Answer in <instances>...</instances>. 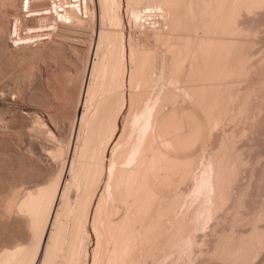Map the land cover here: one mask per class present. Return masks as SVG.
Listing matches in <instances>:
<instances>
[{
  "label": "rangeland",
  "instance_id": "rangeland-1",
  "mask_svg": "<svg viewBox=\"0 0 264 264\" xmlns=\"http://www.w3.org/2000/svg\"><path fill=\"white\" fill-rule=\"evenodd\" d=\"M10 1L11 0H9V3L11 4L6 2L5 6L7 7L4 6V8L2 6L0 9V11L3 9L0 12L1 202L5 200V195L11 191L10 189L13 187L15 188L16 185L17 187H20V189L18 188L19 191L22 189V192H20L21 194L19 195L20 197L18 196L21 198L25 195V192L42 186L44 182H47L48 177L50 178L55 171H59L61 163L66 160V155L63 156L64 158L62 157L64 161L63 159L55 160V158L52 157L53 155H51V152L53 153L56 149L55 147L61 146L59 144H64L66 146L71 144L68 161L72 162L71 159L74 158V146L76 145L75 142H77L76 135L79 129L77 127L78 119H75V109L78 106V98L80 88L82 87L81 84L84 78V71L87 65V54H89L88 51L90 49V44L92 38H96L97 30H100L101 27L99 17L98 21H96L97 19L95 18L93 21V15L91 14L92 10L96 12V15L99 14V4L97 0H94V2L89 1L90 3L87 2L88 6L85 5L82 0L81 2L80 0H65L64 2L63 0H58V2L57 0H48V2H54V4L57 3L56 6L52 4L49 6V4L46 3V0L44 2L40 0L37 1L38 3L35 2L32 4L30 11H28L27 8L22 10V4H25L26 0ZM189 1L191 2V0ZM209 1L198 0V2H196V0H192L193 5L189 2L191 5V7H189L194 10L192 11L194 15H192V17L190 15L189 19H187L188 21H185V19L177 21L178 23L182 22L178 27V23H174L170 18L172 14L169 11H162L163 9L160 7L150 8L151 10H149V8L144 7V3L143 6L138 5L137 7L139 8V14H144V17L139 15V18L137 14V17L131 16V18H133L131 19L127 10V0H123L121 13L123 15V29L126 38L128 41L132 38L131 40H135L134 43L139 40L142 41V47L144 48V46H146L149 56H147L148 59L146 60V64H144L145 67L142 71L143 74H141V77L139 78L140 80L138 83L135 82V85L133 84L135 88L130 84L126 85L125 89L127 96L124 105L125 107H123L125 109L122 108L123 111L121 110L120 112L121 116L119 115L120 127H118V130L119 138H121V140L119 139V144L116 143L119 140L113 142L111 144L112 146L109 148V156L106 161L107 175L105 174V180L101 185L100 193L105 192L104 186L106 190L113 189L108 188V186H111L117 181L116 178H114V180H111V178L113 179V176H119L117 168L119 170L121 168H119V166H124L123 162H125L124 168L126 167L127 170L132 169L134 167L133 165H137L138 162V164L140 163L138 166L139 172L142 173L141 170H143V174H145L146 171H148L146 169H149V172L145 174H148L146 177V179H148V181L146 180L148 185L145 183V187L141 192L142 194L140 193L139 195L140 198L136 194L137 197H132L128 200V203L124 201L126 202V205L129 207L131 206L130 208L123 204L124 202L121 204L120 200L118 201L120 196L117 194L118 197H115L116 192L114 193L112 190L109 191V193H113L112 195L115 194V196L113 199L111 198L112 201H109V193L106 191V202L109 201L110 204H108L109 202L106 203L107 207L105 208L106 211H104V213H106L107 210L110 211L115 209L113 207L114 204L116 205V210L114 214L112 211L113 215H111V217L113 216V220H109L110 217L106 216L107 213L103 215V217H105L102 218L100 224L103 229L99 225L102 232L104 231L105 234V231H108L104 229L106 228L105 225L107 226V222L109 223L110 221V223L113 224L112 221L114 222L115 219L120 220L123 215V217L126 218V213L128 214L126 221L129 218L128 223L129 221L131 223L128 229H126L127 234L124 229L125 234L122 233L124 237L121 236L120 238L123 242L126 239V244L123 245L122 242L124 247H121V249L125 250L127 246L128 249L125 251L123 250V252L120 250V259L117 264H127L126 262L129 263V261V264H264V11H262L264 10V5L262 4L264 3V0L262 2L261 0L259 2L258 0H237L235 1V3L237 2L236 4L233 2L234 0H227L225 3L224 0ZM219 1H222L221 4L223 3L224 6H220ZM230 1L233 3L231 4ZM238 1H240V3ZM244 1H247V4ZM74 2H79L77 4L82 7H77L78 5ZM255 2H257L254 4L255 6H252V3ZM197 3L200 7L194 5ZM258 3L260 6H263H257ZM58 4H60V6L62 5V8L68 9H73V5H76L74 8H82L83 11H80L79 9L80 14L77 11L79 16L82 19L84 18V21L82 20L81 23H77L79 27L76 26L77 24L75 25L76 20L74 21V18L71 21L66 20L67 17L65 19V16H63L65 15V12L63 15L60 13L58 14L59 10L62 9L61 7H58ZM213 4L217 7H213ZM243 4L245 6H243ZM249 5H251V7ZM256 6L258 7V10H256ZM193 7H196V9ZM57 8H59V10ZM197 8L202 11L201 15L199 13L201 11ZM226 8L228 9L226 10ZM242 8L243 10H241ZM55 10H58V16L56 15ZM224 10L226 13H224ZM147 11L151 12L149 13ZM159 11L160 13L165 12V16L163 13L160 14ZM169 13L171 15H169ZM228 13H230V15ZM226 14L228 15L226 16ZM2 15L4 17H2ZM59 15H62V18L61 16L59 17ZM216 16H218V18ZM253 16L255 18H253ZM211 17L212 19H210ZM220 18L222 19V22L220 21ZM231 18L232 20L230 21ZM244 18L248 20V23L250 22L249 25H247V21ZM248 18H253L252 22ZM62 19L64 20L63 23L71 22L68 24L69 28L68 26H66L67 28H63L61 25ZM167 19H169V21ZM257 19L259 20V23L257 22ZM165 22H168L169 24H166ZM239 22L242 24L240 25ZM243 22V28L250 26V28L254 29L256 27V35L255 33H251L254 32L253 29L248 27L245 29L240 28L242 27ZM183 23L186 25L184 26ZM190 24L193 26L197 24L195 25L196 28ZM250 24L253 25V27ZM255 24L256 26L254 27ZM72 25L76 28H72ZM174 27H176V29L178 28L177 32L173 30ZM224 27H227V29L225 28V30ZM180 29L183 30L180 31ZM194 30L195 32L192 35V31ZM184 31L186 32L185 34L181 33ZM239 31L244 34L242 35ZM247 32L248 34H251L248 35ZM76 33L77 35H75ZM187 33L191 36L188 37L189 35ZM192 36L195 37L193 38ZM214 37L215 39L217 37L220 38H217L215 41ZM233 38H236V40H232ZM200 39L202 42L199 41ZM208 39L210 41L212 39L211 43H209ZM239 39L242 41L240 42ZM189 40H191L192 44L191 42L188 43ZM217 41L220 42L214 44L217 43ZM236 42L238 45H236ZM212 46L215 47L213 48ZM238 46L239 49L237 48ZM191 47L194 52L191 50ZM197 47H199V50ZM208 47H212L209 56L206 54V50H209ZM220 47L224 50L223 52ZM233 47L235 50L232 49ZM242 47L244 48V53L240 52L241 50L243 51ZM203 48L206 50L204 51ZM216 48L218 49L217 51L215 50ZM194 49H197L199 53L195 52ZM200 50H202V53ZM227 51L230 53L232 52V54L227 53ZM238 52L240 55L237 54ZM245 52L247 53L245 54ZM179 53L184 57L180 56ZM185 53H187V55ZM227 54L230 57H226ZM211 55L213 57L216 55L217 58H213ZM243 55L245 56L244 60H242ZM178 56H180L181 59ZM192 58H194V60ZM234 59H237V62ZM195 60H197V64L194 63ZM209 65H211V67H209ZM240 65L242 66V69ZM238 66L240 68H238ZM192 67L194 70L191 69L190 71V68ZM211 68L216 69L213 70ZM196 69L201 70L199 72ZM179 70L182 72L178 73ZM212 70L213 72L215 71V73H213ZM188 71L192 75H190ZM206 71L208 73L211 71V75L206 73ZM198 75L201 77L202 75L205 76L201 78ZM208 76L210 78L213 77L210 80ZM205 89L207 91H205ZM134 90L136 91L135 94H137V99L139 101L136 100V106L135 103L133 104L135 108H130L132 103H129L128 99H130V94L135 92ZM149 111L151 113L153 112L150 116L153 118L151 119L149 117L151 122L148 121L151 123V126L148 123L147 128H144V121L140 122V118L139 120L135 118L137 116L140 117L143 113L146 117L145 115L142 117L143 119L144 117L146 119L150 115ZM187 113H191L193 117ZM196 117L197 120L194 119ZM170 118H173L171 121L173 123L169 122L171 120ZM183 118L186 119L182 122ZM168 119L170 120L168 121ZM193 120H195L196 123ZM187 121H189L188 128H186ZM168 122L171 124L169 125ZM74 123H76L75 125L77 128L73 127ZM194 123L196 124V127ZM176 124H179V127ZM181 124H183V126ZM193 124L194 128H191ZM145 129L151 130L146 131ZM163 129L165 130L163 131ZM48 130H50L49 132H51V135L55 139L50 134L48 136ZM143 131L145 134H142ZM166 132L168 134H166ZM191 133H193V135H190ZM121 134H123L122 137L124 140L120 137ZM148 136L149 139H147ZM151 139L152 141H150ZM60 140L62 142H59ZM139 142L143 144L141 145ZM145 142H147V144ZM3 144L5 146H3ZM116 144L119 147L116 146L115 148L114 146ZM152 145L154 146L152 147ZM144 146L146 147V150L143 148ZM151 150H153L154 154ZM117 151H119V153ZM116 152L118 155H116ZM142 152L146 154L144 155ZM115 155L117 156L116 159ZM160 155L163 158L162 160ZM140 156L146 157L141 158ZM152 156H154V158ZM112 158L114 159V163L111 161ZM149 159L152 160L151 164H149ZM127 160L129 162H127ZM127 163L132 167L129 168ZM143 164L145 165V168L143 167ZM148 165H150V167ZM112 167L116 171L113 170ZM126 168L122 169L127 171ZM161 168L162 170H160ZM178 168L180 170H178ZM53 169L56 170L54 171ZM108 169H111V174L114 173L112 176L110 175V180L108 181L109 183L112 181L114 183L109 185V183L106 182L108 183L106 187L105 181L109 178ZM120 173L119 170V174ZM68 178H70V176L67 173L66 179ZM73 195L74 194H72V196ZM112 195L109 197H113ZM145 196H148L147 199ZM152 196H155V199L151 198V200L150 197ZM1 197H3V200ZM148 198L152 202L149 201ZM145 200H148L149 202H146ZM17 202L18 201H16V203ZM144 203L147 204L146 207V204ZM110 205L112 206L111 209L108 208ZM143 209L146 210L144 211ZM136 210L139 211L136 212ZM159 210L160 212H158ZM139 212L140 214L142 212V216L139 215ZM163 213L165 215L161 218ZM14 214L10 215V218L4 220L0 219L2 221L0 222V244L6 247L7 245L8 247H11L17 242L25 243V241H27V230L23 226L16 224V216ZM135 218L139 221L135 220L136 222H134ZM14 220L17 226L13 224ZM103 221L106 224L102 223ZM116 221L112 227L108 226L106 228L110 230L109 227H111L110 231H114L110 236H112L113 233H116ZM128 223L126 222V224ZM89 224V228L91 229L92 223L89 222ZM103 224L105 225L103 226ZM123 227L126 228L124 225ZM104 234L102 235L103 237L106 235L109 236V233L105 234V236ZM117 234L119 233H116V235ZM110 236L108 239H110ZM112 238L113 236L111 239ZM95 242L96 237L93 233L90 243L91 250L93 249ZM104 242L106 241L104 240ZM90 264H92V259Z\"/></svg>",
  "mask_w": 264,
  "mask_h": 264
},
{
  "label": "bare ground",
  "instance_id": "bare-ground-1",
  "mask_svg": "<svg viewBox=\"0 0 264 264\" xmlns=\"http://www.w3.org/2000/svg\"><path fill=\"white\" fill-rule=\"evenodd\" d=\"M13 1V0H11ZM10 1V2H11ZM37 1H40V0H26L25 4H22L21 6V9L24 10L25 8H27L28 11H30V9L32 8V4L37 2ZM41 1H45V0H41ZM50 6V4L52 5H57V3L54 4L48 2V0H46ZM65 0H63L64 2ZM71 1V0H70ZM76 1V0H75ZM79 1V0H77ZM84 2L85 5H87V2H94V0H82ZM98 1V4H99V14L96 15V12L95 11H91V14L93 15L92 17V20L94 21L95 19H97L96 21H98V17H99V22H100V30H97V35H96V38H92V42L90 44V49L88 51L89 54L88 55V58H87V65H86V68H85V71H84V78H83V82L81 84V88H80V94H79V98H78V106L76 107L75 109V119L77 120V127L79 128L78 131H77V139L75 142V146H74V158H72V162L68 161V158H69V153H70V149H71V144L66 146V145H62V144H59L61 146H57L55 147L56 149H52L54 150L53 153L51 152V155H53L52 157L55 158V160L57 159H63L66 155V160L63 161L61 163V168L59 167V171H55L52 172L54 174H50L51 177L47 179V182H44V184L40 187H37L35 189H32V190H28V192H25V195H23L21 198H19L20 196V192H22V189L21 191L18 190V188L20 189V187H17V185L15 186V188L13 187L12 189H10L11 191L8 192V194H4L6 197H5V200H3V197H1V199L3 200L2 202L0 201V219L4 220L6 218H10L11 216L10 215H14L16 216V224L19 225V226H23L24 228H26L27 230V241H25V243H19V242H13V243H16V244H13L11 247H7L6 246H3L0 244V264H90L91 262V259H92V264H117L118 263V260L120 259V253L123 252V250L121 249V247H124L123 245L126 244V237L124 238V242L123 240L121 241V236L124 237V235H122V233L125 232L126 229H128L129 225L131 224L130 221L128 223V220L126 221L127 217H128V214L126 213L125 216H127L126 218L121 216L119 218H121L120 220L118 219H115L116 221V225L115 227L118 229H116V233H119L116 235V233H113V238L111 239L112 236H110V234L114 231H110L111 230V227L112 225H114V222L112 221L113 224L107 222V226L105 225L106 223L103 221L102 223H105L103 224V226L105 225V227L107 228L108 226H111L109 227V229H106L104 228L105 230H108V231H105L106 233L105 234H108L109 233V236H110V239L108 235L105 236L104 234V231L102 232V229L103 227L100 225L101 224V220L103 217L104 214H106V216H109L108 219L111 220L113 218V216L111 217V215H113L115 213V210H116V205L114 204L113 207L115 209H112V206L110 205L108 208H110L109 210L111 211H108L106 213H104L105 208L107 207L106 206V203H108L109 201H112V199L114 198L115 194L112 195L113 193H109V191H113L114 193L116 192V196L115 197H118L120 196L123 197V198H119L118 201L120 200V203L122 204L124 201H126L127 203L129 202L128 200L131 199L132 197L136 198V194L138 195V197L140 198V193L142 192V190L144 189L145 187V183L146 180L148 181V179H146V177L148 176L145 175L147 172H149V169H146L148 171H146L145 174H143V170L142 173L139 172V164L137 162V165H133L134 167L132 169H129L126 170H123L125 169L124 166H125V162L124 163V166H119V170H120V174H119V170L117 168V171H118V177H114L113 176V179L111 178V180H114V178H116V182L114 183L113 181L111 183H109L108 180H110V175L112 176L113 174L110 173L111 168L109 170V178H107V181H105V185L107 187L108 183L109 185L112 184L111 186H108V188H113V189H107L105 188L104 186V190L105 192H101V185L103 184L104 180H105V176L107 175V164H106V161H107V157L109 156L108 152H109V148L110 146H112L111 144L115 141H118L119 139L121 140V138H119V130H118V127L119 126V115L121 116V110L123 111V107H125V103H126V85L127 84H130L131 86L134 87V85L136 83H138V81L140 80L139 78L141 77V74H143V68L145 67L144 64H146V60L148 59L147 56L148 55V50L146 48V46H144V48L142 47L143 43L142 41H136L134 43L133 40L129 39V41L127 40L126 38V35L124 33V29H123V25H124V21H123V15H122V6H123V0H97ZM127 0V10H128V13L130 15V18L131 16L133 17H137V14H138V17L139 15H142V17H144L143 15L144 14H139V8L138 5H142L143 6V3L145 4L144 7L146 8H149V10H151L150 8H158L160 7L161 9H163L162 11H169V15L170 18L172 19V21L175 23L177 21H179L180 19H185V21L187 19H189L190 15L192 17L193 12L194 10H192V8L190 9L191 5L192 4V0L191 2L188 0ZM201 1V0H200ZM204 1V0H203ZM209 1V0H208ZM225 1L227 0H224V3ZM235 1L237 0H234L233 2L235 3ZM260 0H258L259 2ZM263 0H261L262 2ZM6 2L9 3V0H0V9L2 8V6L4 7L6 5ZM58 2V0H57ZM60 2V1H59ZM81 2V0H80ZM89 2V3H90ZM191 5H190V3ZM196 2H198V0H196ZM210 2V1H209ZM208 2V4H209ZM222 1H219V5L222 6L223 3L221 4ZM232 2V3H233ZM240 3V1H238ZM245 3L247 1H244ZM252 2V1H251ZM250 2V3H251ZM254 2V1H253ZM260 2V3H261ZM18 3V2H17ZM22 3V2H21ZM38 3V2H37ZM41 3V2H40ZM69 3V1H68ZM75 3V2H74ZM79 3V2H77ZM75 3V4H77ZM88 3V4H89ZM189 3V5H188ZM194 3V2H193ZM215 3V1H214ZM231 3V1H230ZM231 3V4H232ZM237 3V2H236ZM235 3V4H236ZM248 3V4H250ZM257 2L255 3H252V6H255L254 4H256ZM11 4V3H9ZM61 4V3H60ZM60 4H58V7H61ZM70 4V3H69ZM82 4V3H81ZM92 4V3H91ZM147 4V5H146ZM247 4V3H246ZM264 5V3H262ZM78 6L77 7H82V6H79V4H77ZM90 5V4H89ZM196 5V7H198V3L197 4H194ZM198 5V6H197ZM214 6L213 7H217L215 6V4H213ZM230 5V4H229ZM240 5V4H238ZM259 5V3L257 4V6ZM261 5V6H263ZM14 6V5H13ZM11 6V7H13ZM44 6V5H43ZM74 6L76 5H73V9H68V8H62L61 10H59V8H57L59 10L56 11V15H57V12L58 14H64L65 12V19L67 17L66 20H73L74 18V21L76 20V23H81L82 19L79 14V9H77L76 7L74 8ZM88 6V5H87ZM190 6V7H189ZM202 6V5H201ZM210 6V5H209ZM219 6V7H220ZM224 6V5H223ZM233 6V5H231ZM230 6V7H231ZM236 6V5H235ZM242 6V5H241ZM243 6H245L243 4ZM242 6V7H243ZM251 7V5H249ZM248 6V7H249ZM256 6V7H257ZM260 6V5H259ZM260 6V7H261ZM7 7V6H5ZM4 7V8H5ZM34 7V6H33ZM52 7V6H51ZM50 7V8H51ZM54 7V6H53ZM65 7H66V4H65ZM68 7V6H67ZM196 7H193L194 9H196ZM200 7V6H199ZM211 7V6H210ZM229 7V8H230ZM234 7V6H233ZM232 7V8H233ZM240 7V6H239ZM259 7V8H260ZM17 8V7H16ZM49 8V9H50ZM86 8V7H85ZM84 8V9H85ZM141 8V7H140ZM221 8V7H220ZM219 8V10H220ZM224 8V7H223ZM241 8V7H240ZM247 8V7H246ZM263 8V7H262ZM55 9V8H54ZM159 9V10H161ZM199 9V8H197ZM205 9V8H204ZM212 9V8H211ZM218 9V8H217ZM228 8H226L227 10ZM252 9V8H251ZM256 9V8H255ZM3 10V9H2ZM1 10V11H2ZM15 10V9H14ZM53 10V9H51ZM82 10V8L80 9V11ZM145 10V9H144ZM200 10V9H199ZM208 10V9H207ZM231 10V8H230ZM243 10V8L241 9ZM258 10V7L257 9ZM0 11V12H1ZM11 11V10H10ZM13 11V10H12ZM17 11V10H16ZM32 11V10H31ZM79 14H78V12ZM83 11V10H82ZM86 11V10H85ZM90 11V10H88ZM87 11V12H88ZM141 11V10H140ZM146 11V10H145ZM156 11V10H155ZM158 11V10H157ZM197 11V10H196ZM201 11V10H200ZM210 11V10H209ZM214 11V10H213ZM225 11V10H224ZM234 11V9H233ZM240 11V10H239ZM249 11V10H248ZM251 11V10H250ZM264 11V10H262ZM15 12V11H14ZM22 12V11H21ZM142 12V11H141ZM149 12V11H147ZM151 12V11H150ZM149 12V13H150ZM229 12V11H227ZM255 12V11H254ZM258 12V11H257ZM25 13V12H24ZM31 13H34V12H31ZM160 13V11H159ZM161 13H165V12H161ZM160 13V14H161ZM200 15L202 13L199 12ZM210 13V12H209ZM226 13V11L224 12ZM242 13V11H241ZM246 13V12H244ZM256 13V12H255ZM1 14V13H0ZM30 14V12H29ZM86 14V13H85ZM88 14V13H87ZM90 14V15H91ZM204 14V13H203ZM211 14V13H210ZM219 14V12H218ZM230 15V13H228ZM226 14V16L228 15ZM249 14V13H247ZM253 14V12H252ZM6 15H7V12H6ZM15 15V14H14ZM55 15V16H56ZM62 15H59V17L61 16L62 18ZM168 15V17H169ZM197 15V13H196ZM213 15V14H212ZM234 15V14H233ZM232 15V16H233ZM237 15V14H236ZM240 15V14H239ZM255 15V14H254ZM31 16V15H30ZM58 16V15H57ZM86 16V15H85ZM97 16V18H96ZM165 16V14H164ZM203 16V15H202ZM231 16V17H232ZM241 16V15H240ZM252 16V15H250ZM256 16V15H255ZM2 17H4L2 15ZM6 17V16H5ZM22 17V16H21ZM33 17V16H31ZM150 17V16H149ZM197 17V16H196ZM209 17V16H208ZM218 18V16H216ZM238 17V16H237ZM243 17V16H242ZM249 17V16H248ZM53 18V17H52ZM64 18V17H63ZM95 18V19H94ZM140 18V17H139ZM166 18V17H165ZM164 18V19H165ZM198 18V17H197ZM215 18V17H214ZM223 18V17H222ZM227 18V17H226ZM230 18V17H229ZM246 18H247V15H246ZM253 18H255L253 16ZM253 18H248L251 20L252 22V19ZM57 19V17H56ZM55 19V21H56ZM89 19V18H88ZM133 19V18H131ZM136 19V18H135ZM134 19V21H135ZM142 19V18H141ZM201 19V18H200ZM203 19V18H202ZM209 19V18H208ZM207 19V20H208ZM212 19V17L210 18ZM209 19V20H210ZM225 19V18H224ZM228 19V18H227ZM237 19V18H235ZM242 19V18H241ZM245 19V18H244ZM146 20V19H145ZM169 21V19H167ZM166 20V21H167ZM180 20V21H181ZM192 20V19H190ZM195 20V19H194ZM222 19L220 18V21ZM232 20V18L230 19V21ZM238 20V19H237ZM243 20V19H242ZM246 20V19H245ZM16 21V20H15ZM26 21V20H25ZM63 19H62V26L63 28H65L66 26H68L69 28V23L71 22H68V23H63ZM84 21V20H83ZM133 21V20H132ZM188 21V20H187ZM196 21V20H195ZM205 21V20H204ZM218 21V20H217ZM219 21V22H220ZM226 21V20H225ZM228 21V20H227ZM234 21V19H233ZM244 21V20H243ZM247 22V25H249L248 23V20H246ZM30 22V21H29ZM131 22V20H130ZM141 22V21H140ZM184 22V21H183ZM210 22V21H209ZM222 22V21H221ZM257 22L259 23V20L257 19ZM145 23V22H143ZM166 23V22H165ZM168 23V22H167ZM166 23V24H167ZM178 23V22H177ZM182 23V22H181ZM181 23H178V27L180 26ZM185 23V22H184ZM183 25L185 26L186 24ZM188 23V22H187ZM190 23V22H189ZM208 23V21H207ZM238 23V22H237ZM245 23V25H246ZM254 23V22H253ZM256 23V22H255ZM142 24V23H141ZM165 24V25H166ZM169 24V23H168ZM194 24V23H192ZM190 24V25H192ZM197 24H198V21H197ZM195 24V25H197ZM220 24V23H219ZM226 25H228L227 23H225ZM240 24V22H239ZM242 24V23H241ZM240 24V25H241ZM252 24V23H251ZM250 24V25H251ZM82 25V24H81ZM171 25V24H170ZM168 25V26H170ZM189 25V27H190ZM193 26L196 28V26ZM202 25V24H201ZM206 25V24H205ZM204 25V26H205ZM231 25V23H230ZM59 26V25H58ZM78 26V24L76 25ZM176 26V25H175ZM211 26V25H209ZM224 26V25H223ZM238 26V25H237ZM244 26V22H243V25L242 27L240 28H243ZM253 27V25H251ZM256 26V24L254 25V27ZM79 27V26H78ZM167 27V25H166ZM166 27H163V28H166ZM177 27V26H176ZM176 27H174L173 30H175L177 32V29ZM182 27V26H181ZM201 27V26H200ZM248 27V26H246ZM245 27V28H246ZM67 28V27H66ZM71 28V26H70ZM72 28H76V27H73L72 25ZM185 28V27H184ZM183 28V29H184ZM202 28V27H201ZM212 28V27H210ZM222 28V27H221ZM227 29V27H224V29ZM229 28V27H228ZM233 28V27H232ZM243 28V29H245ZM250 28V26L248 27ZM247 28V29H248ZM256 28V27H255ZM253 29V28H250V29H253L254 32H251V33H257V31H255L256 29ZM78 29V28H77ZM162 29V28H161ZM160 29V30H161ZM183 29H180L183 30ZM186 29V28H185ZM193 29V28H192ZM213 29V28H212ZM225 29V30H226ZM238 29V28H237ZM65 30V29H64ZM157 30V29H156ZM168 30V29H166ZM172 30V31H173ZM203 30V28H202ZM201 30V31H202ZM208 30V29H207ZM231 30V29H230ZM234 30V29H233ZM251 30V31H253ZM18 31V30H17ZM66 31V30H65ZM64 31V32H65ZM169 31V30H168ZM178 31V32H180ZM187 31V29H186ZM215 31V30H214ZM224 31V30H223ZM232 31V30H231ZM244 31V30H243ZM248 31V30H247ZM2 32V31H1ZM68 32V31H66ZM160 32V31H158ZM188 32V31H187ZM192 35L194 34L195 30L192 31ZM227 32V31H226ZM235 32V30H234ZM232 32V33H234ZM237 32V31H236ZM241 31H239L240 33ZM245 32V31H244ZM250 32V30H249ZM157 33V32H156ZM163 33V32H162ZM181 33H186L185 31L184 32H181ZM191 33V32H190ZM205 33V32H204ZM238 33V35H239ZM242 33V32H241ZM249 33V34H251ZM255 33V35H256ZM72 34V33H70ZM164 34V33H163ZM175 34V33H174ZM188 34V33H187ZM198 34V32H197ZM196 34V35H197ZM203 34V32H202ZM221 34V33H220ZM244 33H242L243 35ZM246 34V33H245ZM248 34V32H247ZM248 34V35H249ZM259 34V32H258ZM77 35V33L75 34ZM167 35V34H166ZM165 35V36H166ZM177 35V34H176ZM183 35V34H182ZM189 35V34H188ZM200 35V34H199ZM206 35V33H205ZM219 35V33H218ZM228 35V34H227ZM234 35V34H232ZM41 36V35H40ZM94 36V35H93ZM156 36V35H155ZM158 36V35H157ZM181 36V35H180ZM191 35H189L188 37H190ZM216 36V35H215ZM1 37V36H0ZM26 37V36H25ZM95 37V36H94ZM162 37V36H161ZM193 37V36H192ZM195 37V36H194ZM193 37V38H194ZM198 37V36H197ZM200 37V36H199ZM211 37V36H210ZM230 37V36H229ZM160 38V36H159ZM165 38V37H164ZM202 38V37H200ZM218 39L220 37H217ZM217 38L215 39V41L217 40ZM222 38H225V37H222ZM227 38V37H226ZM65 39V38H64ZM163 39V38H162ZM181 39V38H180ZM186 39V38H185ZM245 39V38H244ZM1 40V38H0ZM67 40V39H66ZM76 40V39H75ZM156 40V39H155ZM158 40V39H157ZM160 40V39H159ZM164 40V39H163ZM177 40V39H176ZM209 40V39H208ZM207 40V41H208ZM223 40V39H222ZM230 40V38H229ZM228 40V41H229ZM232 40H236V38L232 39ZM238 40V39H237ZM240 40V39H239ZM20 41V40H19ZM73 41V40H72ZM187 41V39H186ZM198 41V40H197ZM201 41V39L199 40ZM212 41V39H211ZM211 41L209 40V43H211ZM221 41V40H220ZM220 41H217V43H214V44H218V42ZM224 41V40H223ZM242 40H240L241 42ZM74 42V41H73ZM164 42V41H163ZM177 42V41H176ZM191 42V40L188 41V43ZM196 42V41H195ZM202 42V41H201ZM225 42V41H224ZM239 42V41H238ZM247 42V41H245ZM244 42V43H245ZM1 43V42H0ZM4 43V42H3ZM179 43V42H178ZM186 43V42H185ZM223 43V42H222ZM232 43V42H231ZM192 44V42H191ZM197 44V43H195ZM247 44V43H245ZM54 45V44H53ZM52 45V46H53ZM178 45V44H177ZM183 45V44H182ZM181 45V47H182ZM188 45V44H187ZM201 45V44H200ZM223 45V44H222ZM220 45V46H222ZM234 45V44H232ZM236 45H238V43L236 42ZM240 45V44H239ZM243 45V44H242ZM241 45V46H242ZM185 46V45H184ZM183 46V47H184ZM189 46V45H188ZM197 46V45H196ZM202 46H204L202 44ZM211 46V45H209ZM224 46V45H223ZM226 46V45H225ZM235 46V45H234ZM245 46V45H244ZM243 46V47H244ZM172 47V46H171ZM200 47V46H199ZM197 47V49L199 48ZM213 47V46H212ZM211 47V48H212ZM215 47V46H214ZM213 47V48H214ZM217 48H219L218 46H216ZM228 47V46H227ZM242 47V48H243ZM173 48V47H172ZM205 48V46H204ZM203 50L205 51L206 49ZM211 48L208 47V51L206 50V54H208L207 56L210 55L211 53ZM215 49L216 51L218 49ZM231 48V47H230ZM239 49V46L237 47ZM171 49V48H170ZM183 49V48H182ZM194 49L195 52L199 53V49ZM220 49H222L220 47ZM234 49V47L232 48ZM231 49V50H232ZM237 49V50H238ZM176 50V49H175ZM185 50V49H184ZM191 50L193 51V48L191 47ZM214 50V51H215ZM235 50V49H234ZM241 50V48H240ZM173 51V50H172ZM180 51V50H179ZM201 53H202V50H200ZM210 51V52H209ZM221 51V50H220ZM219 51V52H220ZM224 50L222 49V52ZM175 52V51H174ZM182 52V51H181ZM185 52V51H184ZM187 52V51H186ZM189 52V50H188ZM194 52V51H193ZM209 52V53H207ZM226 52V50H225ZM237 52V51H235ZM241 53H244V48H243V51L241 50L240 51ZM21 53V52H20ZM227 53H230L227 51ZM234 53V52H233ZM247 52H245L246 54ZM180 56H183L181 55V53H179ZM187 55V53H185ZM205 54V55H206ZM216 54V53H215ZM225 54V53H224ZM232 54V52L230 53ZM235 54V53H234ZM239 54V52L237 53ZM185 55V57H186ZM194 55V54H193ZM201 55V54H200ZM240 55V54H239ZM238 55V56H239ZM180 56H178L180 58ZM203 56V55H202ZM212 56V55H211ZM219 56V55H217ZM233 56V55H232ZM242 56V55H241ZM147 57V58H146ZM175 57V56H174ZM184 57V56H183ZM192 57V56H191ZM201 57V56H199ZM213 57V56H212ZM216 57V55H215ZM213 57V58H215ZM222 57V56H220ZM226 57H230L228 56V54L226 55ZM234 57V56H233ZM209 58V57H208ZM217 58V57H216ZM225 58V57H224ZM236 58V57H235ZM238 58V57H237ZM245 56L243 55V59L244 60ZM181 59V58H180ZM179 59V61H180ZM194 60V58H192ZM223 59V58H221ZM226 59V58H225ZM231 59V58H230ZM233 59V58H232ZM248 59V57H247ZM184 60V59H183ZM219 60V59H218ZM227 60V59H226ZM235 60V59H234ZM240 60V59H239ZM178 61V62H179ZM182 61V60H181ZM185 61H186V58H185ZM197 60H195L194 63H196ZM201 61V60H200ZM214 61V59H213ZM212 61V62H213ZM222 61V60H221ZM237 62V59L235 60ZM215 62V61H214ZM218 62V61H217ZM235 62V63H236ZM241 62V61H239ZM183 63V62H182ZM193 63V62H191ZM198 63V62H197ZM196 63V64H197ZM220 63V62H219ZM227 63V62H226ZM200 64V63H199ZM198 64V65H199ZM206 64V63H205ZM210 64V63H208ZM222 64V63H221ZM219 64V65H221ZM239 64V63H238ZM237 64V65H238ZM148 65V64H147ZM189 65V64H188ZM203 65V64H201ZM230 65H231V62H230ZM229 65V66H230ZM174 66V65H173ZM183 66V65H182ZM192 66V65H191ZM190 66V67H191ZM216 66V64H215ZM228 66V67H229ZM241 66V65H240ZM187 67V65H186ZM209 67H211V65H209ZM212 67H213V64H212ZM218 67V66H217ZM220 67V66H219ZM227 67V66H226ZM225 67V68H226ZM206 68V66H205ZM207 68H208V65H207ZM224 68V66H223ZM238 68H240L238 66ZM180 69V68H178ZM182 69V68H181ZM192 68H190V71H191ZM210 69V68H209ZM213 69V68H211ZM216 69V68H214ZM213 69V70H214ZM231 69V67H230ZM241 69H242V66H241ZM186 70V68H185ZM189 70V69H188ZM194 70V69H193ZM198 70V69H196ZM201 70V69H200ZM200 70H198L200 72ZM203 70V68H202ZM206 70V69H204ZM208 70V69H207ZM212 70V72H213ZM224 70V69H223ZM221 70V71H223ZM226 70V69H225ZM220 71V72H221ZM227 71H228V68H227ZM234 71V70H233ZM244 71V70H243ZM182 71L179 70L178 73H181ZM210 73H208L206 71V73L210 74L211 75V71H209ZM226 72V71H225ZM189 73V71H188ZM197 73V72H196ZM205 73V74H206ZM215 73V71L213 72ZM190 74V73H189ZM198 74V73H197ZM200 74V73H199ZM207 74V75H208ZM223 74V72H222ZM232 74V73H231ZM192 75V74H190ZM188 75V76H190ZM218 75V74H217ZM200 76V75H198ZM197 76V77H198ZM205 76V75H202V77ZM228 76V74H227ZM230 76V74H229ZM145 77V76H144ZM143 77V78H144ZM192 77V76H190ZM194 77V76H193ZM201 77V76H200ZM201 77V78H202ZM209 77V76H208ZM207 77V78H208ZM213 77V76H212ZM212 77L210 78V80L212 79ZM223 77V76H222ZM194 79V78H193ZM196 79V78H195ZM199 79V78H198ZM136 82V83H135ZM210 83V82H209ZM134 84V85H133ZM129 85V86H130ZM130 86V87H131ZM139 86V84H138ZM205 87V86H204ZM135 88V87H134ZM196 88V87H194ZM200 88V87H199ZM203 88V87H202ZM132 89V87H131ZM141 89V88H140ZM204 89V88H203ZM199 90V89H198ZM211 90V89H210ZM135 91V90H134ZM133 91V92H134ZM139 91V90H138ZM141 91V90H140ZM205 91H207L205 89ZM132 92V90H131ZM199 92V91H198ZM136 91L134 93H131L129 98V103H132L130 105V108H135L133 106V104L136 102V100H138L137 98V94H135ZM138 93V92H137ZM142 93V92H141ZM212 93V92H211ZM209 94V93H208ZM141 95V94H140ZM211 95V94H209ZM140 98V97H139ZM142 98V97H141ZM144 98V97H143ZM131 100V102H130ZM139 101V100H138ZM138 104V103H137ZM140 104V103H139ZM150 104V103H149ZM142 105V104H141ZM135 106H136V103H135ZM140 106V105H139ZM150 107V106H149ZM123 108V109H122ZM138 109V107H137ZM145 109V108H144ZM131 110V109H130ZM139 111V110H138ZM142 111V110H140ZM131 112V111H130ZM133 112V111H132ZM150 112V111H149ZM123 113V112H122ZM139 113V112H138ZM145 113V112H144ZM131 114V113H129ZM151 114H153V112L151 113L150 112V115H149L146 119V115L145 114H141L140 117H136L135 119H138L140 118V122L144 121L143 123V127L147 128L148 126V123L149 125L151 126ZM189 115H191V113H187ZM144 119L142 116H144ZM129 116V115H128ZM154 116V115H153ZM175 116V114H174ZM192 116V115H191ZM190 116V117H191ZM131 117V116H130ZM149 117L151 119H149ZM173 117V116H172ZM189 117V116H188ZM193 117V116H192ZM195 117V116H194ZM2 118V117H1ZM174 118V117H173ZM173 118L170 120L168 119L169 122H171L173 120ZM132 119V118H131ZM142 119V120H141ZM184 119L186 118H183L182 122L184 121ZM188 119V118H187ZM195 120H197V117L194 118ZM134 120V118H133ZM154 120V119H153ZM152 120V121H153ZM176 120V119H175ZM193 120V121H195ZM137 121V120H136ZM150 121V122H148ZM165 121V120H164ZM167 121V119H166ZM189 121H190V118H189ZM189 121H187V127L188 128V124H189ZM1 122V121H0ZM75 122V121H74ZM128 122H129V119H128ZM127 122V123H128ZM132 122V121H131ZM168 122V124H169ZM177 122V121H176ZM192 122V121H191ZM199 122V121H198ZM197 122V124H198ZM147 123V124H146ZM164 123V122H163ZM173 123V122H171ZM170 123V124H171ZM196 123V121H195ZM194 123V124H195ZM38 124H39V121H38ZM76 123H74L73 127L77 128ZM142 124V123H141ZM169 124V125H170ZM194 124L191 128H194ZM42 125V124H41ZM145 125V126H144ZM154 125V124H153ZM177 125V124H176ZM179 125V124H178ZM177 125V126H178ZM183 126V124H181ZM139 126V125H137ZM142 126V125H141ZM164 126V125H163ZM191 126V125H190ZM190 126H189V129H190ZM40 127V126H39ZM126 127V125H125ZM142 127V128H143ZM168 127V126H167ZM170 127V126H169ZM174 127V125H173ZM179 127V126H178ZM177 127V128H178ZM195 127H196V124H195ZM151 128V127H150ZM166 128V127H165ZM186 128H185V131H186ZM40 129V128H38ZM43 129V128H42ZM74 129V128H73ZM167 129V128H166ZM172 129V128H171ZM176 129V128H175ZM179 129V128H178ZM183 129V128H181ZM45 130V129H44ZM75 130V129H74ZM125 130V128H124ZM123 130V131H124ZM141 130V129H139ZM144 130V129H143ZM146 130V129H145ZM149 131L151 129H148ZM146 130V131H148ZM165 129H163L164 131ZM174 130V129H173ZM194 130V129H193ZM198 130V129H197ZM38 131V130H37ZM43 131V130H42ZM50 130H48L49 132ZM181 131V130H180ZM183 131V132H185ZM40 132V130H39ZM38 132V133H39ZM47 132V131H46ZM45 132V133H46ZM76 132V130H75ZM74 132V133H75ZM125 132V131H124ZM122 132V133H124ZM128 132V131H127ZM131 132V131H130ZM168 132V131H167ZM166 132V134H168ZM178 132V131H177ZM189 132V131H188ZM193 132V131H192ZM140 133V132H139ZM161 133V132H160ZM176 133V131H175ZM182 133V132H181ZM40 134V133H39ZM43 134V132H42ZM48 136L49 134L51 135V132L47 133ZM46 134V135H47ZM76 134V133H75ZM134 134V133H133ZM142 134H145V132L143 131ZM141 134V135H142ZM151 134V133H150ZM165 134V135H166ZM172 134V133H171ZM178 134V133H177ZM184 134V133H183ZM195 134V133H194ZM74 135V134H73ZM71 135V136H73ZM123 134H121L120 137H122ZM128 135V134H127ZM135 135V134H134ZM147 135V134H146ZM182 135V134H181ZM185 135V134H184ZM190 135H193V133H191ZM52 136V135H51ZM150 136V135H149ZM149 136L147 139H149ZM53 137V136H52ZM143 137V136H141ZM54 138V137H53ZM73 138V137H72ZM71 138V140H72ZM123 138V137H122ZM146 138V137H144ZM1 139V138H0ZM55 139V138H54ZM57 140V139H56ZM120 140L116 143L119 144ZM124 140V138H123ZM142 140V139H141ZM140 140V141H141ZM146 140V139H145ZM74 141V140H73ZM72 141V142H73ZM147 141V140H146ZM152 141V139L150 140ZM59 142H62L61 140ZM144 142V141H142ZM154 142V141H153ZM137 143V142H136ZM135 143V145H136ZM140 143V142H139ZM147 144V142H145ZM58 144V143H57ZM134 144V143H133ZM141 144V143H140ZM143 144V143H142ZM141 144V145H142ZM129 145V144H128ZM127 145V146H128ZM134 145V146H135ZM3 146H5L3 144ZM116 146H118L117 144L114 146L116 148ZM122 146V145H121ZM133 146V145H132ZM131 146V147H132ZM137 146V145H136ZM147 146V145H146ZM154 145H152L153 147ZM119 147V146H118ZM138 147V146H137ZM4 148V147H3ZM135 148V147H133ZM139 148V147H138ZM141 148V147H140ZM143 148H145L146 150V147L144 146ZM148 148V146H147ZM126 149V148H124ZM136 149V148H135ZM152 149V148H151ZM112 150V149H111ZM115 150V149H114ZM113 150V151H114ZM128 150V149H127ZM126 150V152H127ZM140 150V149H139ZM149 150V149H148ZM47 151V150H46ZM120 151V149H119ZM119 151H117L119 153ZM133 151V150H132ZM152 153L154 154L153 150H151ZM116 152V153H117ZM136 152V150H135ZM140 152V151H139ZM150 152V150H149ZM26 153V151H25ZM112 153V152H111ZM118 153L116 155H118ZM131 153V152H130ZM143 153V152H142ZM148 153V152H147ZM13 154V153H12ZM24 154V152H23ZM27 154V153H26ZM137 154V152H136ZM144 154V153H143ZM146 154V153H145ZM144 154V155H145ZM149 154V153H148ZM46 155V153H45ZM48 155V154H47ZM115 155V159H116V156ZM128 155V154H127ZM132 155V154H131ZM135 155V154H134ZM142 155V154H141ZM6 156V155H4ZM71 156V154H70ZM114 156V155H113ZM112 156V157H113ZM123 156H124V153H123ZM143 156V155H142ZM151 156V155H150ZM149 156V158L151 159V157ZM157 156V155H156ZM63 157V158H62ZM121 157V156H120ZM141 157V156H140ZM146 157V156H145ZM145 157H141V158H145ZM154 158V156H152ZM23 158V157H22ZM52 158V159H53ZM119 158V156H118ZM131 158V157H129ZM134 158V157H133ZM148 158V157H147ZM146 158V160H147ZM160 158L161 160L163 159L160 155ZM5 159V158H4ZM41 159V158H40ZM135 159V158H134ZM137 159H140V158H137ZM149 159V160H150ZM70 160V159H69ZM113 158L111 159L112 163L113 162ZM130 160V159H129ZM143 160V159H142ZM148 160V161H149ZM160 160V159H159ZM5 161V160H4ZM53 161V160H52ZM119 161V160H118ZM132 161V160H131ZM136 161H139V160H136ZM141 161V160H140ZM151 161L150 160V163L151 164ZM127 162H129L127 160ZM154 162V161H153ZM111 163V162H110ZM111 163V165H112ZM117 163V162H115ZM119 163V162H118ZM122 163V162H121ZM133 163V162H131ZM146 163V161H145ZM22 164V163H21ZM59 164V162H58ZM120 164V163H119ZM147 164V163H146ZM180 164V163H179ZM178 164V165H179ZM117 165V164H116ZM122 165V164H121ZM128 165V163H127ZM167 165V164H166ZM165 165V166H166ZM5 166V165H4ZM46 166V165H45ZM114 166V165H113ZM129 168H131L132 166L128 165ZM136 166V167H135ZM145 165L143 164V167ZM150 167V165H148ZM147 166V167H148ZM176 166H177V163H176ZM27 167V166H26ZM34 167V166H33ZM111 167V166H110ZM109 167V168H110ZM117 167V166H116ZM164 167V166H163ZM179 167V166H178ZM13 168V167H12ZM48 168V167H47ZM123 168V169H122ZM145 168V167H144ZM181 168V166H180ZM10 169V168H9ZM122 169V170H121ZM47 170V169H46ZM52 170V169H51ZM113 170H115L113 168ZM162 170V168L160 169ZM177 170V168H176ZM178 170H180L178 168ZM22 171V170H21ZM28 171V170H27ZM116 171V170H115ZM124 171V172H123ZM26 172V171H25ZM123 172V173H122ZM4 173V172H3ZM70 176V178L66 179V175ZM20 174V173H19ZM23 174V173H22ZM106 174V175H105ZM34 175V174H33ZM46 175V174H45ZM117 175V174H116ZM2 176V175H1ZM21 176V174H20ZM24 176V175H22ZM26 176V175H25ZM29 176V175H28ZM49 176V175H48ZM65 176V177H64ZM3 177V176H2ZM1 178V177H0ZM13 178V177H12ZM15 178V177H14ZM26 178V177H25ZM7 180V179H6ZM12 180V179H11ZM15 180V179H14ZM108 182V183H106ZM8 183V182H7ZM11 183V182H10ZM20 183V182H19ZM43 183V182H42ZM11 185V184H10ZM148 185V183L146 184ZM8 186V185H7ZM20 186V185H19ZM17 187V189H16ZM22 187V186H21ZM150 187V186H149ZM147 188V187H146ZM141 190V191H139ZM109 193L108 195V199L109 201H107V193ZM148 191V190H147ZM152 192V190H151ZM150 192V193H151ZM24 194V193H23ZM72 194H74L72 196ZM118 194V196H117ZM142 194V193H141ZM149 194V193H148ZM154 194V193H153ZM152 194V195H153ZM1 195V194H0ZM110 195H112L113 197H109ZM19 196V197H18ZM150 196V195H149ZM146 197V196H145ZM148 197V196H147ZM146 197V199H147ZM18 198V199H17ZM112 198V199H111ZM155 199V196H152L150 197V199ZM124 199V200H123ZM138 199V198H137ZM145 199V198H144ZM149 198L148 200L151 201ZM18 201L16 203V201ZM96 200H97V203H96ZM122 200V202H121ZM135 200V199H134ZM148 200H145L146 202H149ZM15 201V203H14ZM136 201V200H135ZM134 201V202H135ZM113 202H116V201H113ZM126 202H124L123 204H125ZM132 202V200H131ZM138 202V201H137ZM144 202V201H142ZM141 202V203H142ZM152 202V201H151ZM174 202V201H173ZM172 202V203H173ZM96 203V205H95ZM110 204V202L108 203ZM107 204V205H108ZM132 204V203H131ZM146 204V203H144ZM126 205V204H125ZM141 205V204H139ZM124 206V205H123ZM128 206V205H126ZM142 206V205H141ZM140 206V207H141ZM144 206V205H143ZM147 206V204L145 205V207ZM131 207V206H130ZM128 206V208H130ZM139 207V208H140ZM144 207V208H145ZM142 208V207H141ZM142 210V209H141ZM144 211L146 209H143ZM112 211H113V214H112ZM118 211V209H117ZM139 211V210H136V212ZM163 211V210H162ZM160 212V210L158 211ZM110 213V215H109ZM117 213V212H116ZM125 213V212H124ZM129 213V212H128ZM131 213V212H130ZM136 214V213H134ZM142 214V212H141ZM140 212H139V215H141ZM160 214V213H159ZM138 215V213H137ZM138 215V216H139ZM158 215V214H157ZM165 215L164 213L161 215V218L162 216ZM4 216V218H3ZM10 216V217H9ZM142 216V215H141ZM140 216V217H141ZM160 216V215H159ZM158 216V218H159ZM107 218V217H106ZM125 218V219H124ZM134 218V217H133ZM160 218V219H161ZM124 219V220H123ZM137 218L134 219V222L136 221H139V220H136ZM139 219V218H138ZM0 220V222H2ZM10 220V219H8ZM15 220H14V223L15 224ZM105 220V219H104ZM113 220V219H112ZM136 220V221H135ZM12 221V220H11ZM128 224H126V222ZM89 222L92 223V228L90 229L89 226ZM11 223V222H10ZM6 224V223H5ZM15 224V225H16ZM16 225V226H17ZM102 227V229L99 227ZM126 226V228L123 227ZM4 226V225H2ZM18 226V227H19ZM114 227V226H113ZM4 229V228H2ZM115 229V228H114ZM125 229V230H124ZM5 230V229H4ZM19 230V229H18ZM24 230V229H23ZM124 230V231H123ZM123 231V232H122ZM3 232V231H2ZM94 233L95 237H96V242L94 244V247L93 249L91 250L90 248V243H91V237H92V234ZM121 233V234H120ZM104 234V236L108 239L103 237L102 235ZM115 234V236H114ZM125 234V233H124ZM126 234H127V230H126ZM2 235V234H1ZM120 235V237H119ZM126 236V235H125ZM1 238V237H0ZM104 238V239H103ZM104 240L106 242H104ZM129 240V239H128ZM5 241V240H4ZM122 242H123V245H122ZM2 243V242H1ZM12 243V242H11ZM5 244V243H3ZM127 246V245H126ZM128 249V246L125 250ZM121 250V252H120ZM124 250V251H125ZM123 254V253H122ZM123 257V256H122ZM127 257V256H126ZM125 257V259H126ZM129 260V259H128ZM127 264L129 263L126 262ZM121 264V263H120Z\"/></svg>",
  "mask_w": 264,
  "mask_h": 264
}]
</instances>
